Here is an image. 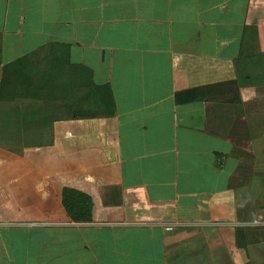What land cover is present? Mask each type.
<instances>
[{
    "label": "crops",
    "instance_id": "1",
    "mask_svg": "<svg viewBox=\"0 0 264 264\" xmlns=\"http://www.w3.org/2000/svg\"><path fill=\"white\" fill-rule=\"evenodd\" d=\"M263 54L264 0H0V133L38 117L17 66L59 63L85 96L51 159L92 199L45 222L0 194V264H264Z\"/></svg>",
    "mask_w": 264,
    "mask_h": 264
},
{
    "label": "rangeland",
    "instance_id": "2",
    "mask_svg": "<svg viewBox=\"0 0 264 264\" xmlns=\"http://www.w3.org/2000/svg\"><path fill=\"white\" fill-rule=\"evenodd\" d=\"M30 60H25L23 65L19 64L17 66L18 77L16 80H12L9 84L10 87L23 95L24 103L36 102L40 105L49 106L51 103L57 102L63 109L58 111V108L53 105V108L49 107V110L52 109L53 112L49 115L40 114L39 122L34 121L32 118V122H25L27 126L20 123L17 126L14 125V131L0 133V171L6 170L7 174V185H2L0 194L7 199V214H20L14 210L15 206L12 199L15 197L13 194L16 193V189L20 191V183L22 182L24 190L23 194L19 193L20 195L17 196V203L27 207L23 215H30L40 221L51 222L52 216L54 220H59V218L64 217V210L67 213L62 198L64 187L61 188L60 185H74V183L79 182L78 175L73 176L72 173L80 171V164L70 162L66 166L71 170L68 172V169L62 163L51 159V120L48 122L46 120L51 115L53 116L51 119H53L59 117V113L65 116V112L73 111L77 103L83 99L85 93L80 90V87L72 88L69 86L63 88L54 83L57 76L62 77V68L53 69L55 64L60 66L59 63H46V67H43L41 64H36ZM261 61H263V58ZM40 63L42 62L40 61ZM19 72L21 74H18ZM255 75L259 77L258 79L264 80V66L263 69L258 68ZM51 77L54 80H51ZM75 146H78V144L74 147L67 146L69 147L68 155L75 156L74 154L80 153ZM59 172L66 173L65 175H69V177L65 179L63 174V180H59ZM54 191L55 195L52 193ZM90 200L92 202L91 197ZM28 207L32 208L28 209ZM258 235H261V233Z\"/></svg>",
    "mask_w": 264,
    "mask_h": 264
},
{
    "label": "trees",
    "instance_id": "3",
    "mask_svg": "<svg viewBox=\"0 0 264 264\" xmlns=\"http://www.w3.org/2000/svg\"><path fill=\"white\" fill-rule=\"evenodd\" d=\"M85 73H89L85 70ZM4 80H2L0 82V89L2 88V86L4 85ZM4 100V97L0 95V102ZM31 102H28V104H30ZM34 104V102H33ZM36 104V105H35ZM34 104V112L35 114H38V117H35V115H22L21 117L23 118L24 122H31L32 118L34 121H38L39 122V116L40 114L43 113V111L49 110V107L51 108V106H47L45 104H38L35 103ZM32 105V104H31ZM30 105V106H31ZM2 117L0 115V123L2 122ZM51 117L48 118V120H46V122L50 121ZM62 198H63V205L65 206V209L69 215V217L73 220V221H82V222H87L91 220V200L89 195H85L83 193H80L77 190L71 189V188H63L62 189ZM245 231L242 229H237L236 230V236L237 238L240 237V235H244Z\"/></svg>",
    "mask_w": 264,
    "mask_h": 264
}]
</instances>
